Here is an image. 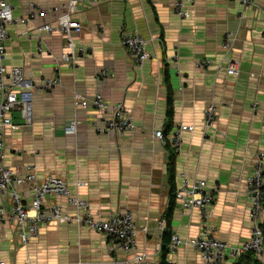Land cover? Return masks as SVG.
I'll return each mask as SVG.
<instances>
[{"label": "crops", "instance_id": "1", "mask_svg": "<svg viewBox=\"0 0 264 264\" xmlns=\"http://www.w3.org/2000/svg\"><path fill=\"white\" fill-rule=\"evenodd\" d=\"M34 1L49 10L69 0ZM8 2L14 19L29 14V0ZM173 2L86 0L73 17L83 26L76 40L92 52L79 58L76 68L61 58L70 50L59 31L44 33L40 48L36 39L37 28L56 24L65 8L10 25L7 64L31 71L36 83L57 77L61 84L52 91L34 92L31 126L24 125L19 112L13 114L21 128L6 133V165L21 173L34 165L39 181L50 174L62 177L74 194L90 202L96 218L130 211L140 232L135 249L126 254L114 249L112 240L76 224L42 225L39 237L27 246L15 226L0 224V264H134L137 254L158 264H203L190 245L168 251L173 234L189 239L202 231L200 212L184 211L176 199L170 216L173 186H181L182 175L190 183L205 180L215 193L212 224L219 240L231 246L250 240L248 178L257 155L264 153V0L248 7L241 0H188L192 15L184 19L174 13ZM134 30L150 41L153 55L141 66L129 59L121 44L123 32ZM227 33L234 35L230 51L223 47ZM176 53L178 67L173 65ZM203 60L210 67H198ZM229 60L240 63L237 76L219 69ZM102 69L109 73L106 79L99 76ZM76 93L89 99L102 93L110 102L123 103L138 130L98 134L93 112L77 107ZM212 103L218 118L215 127L206 130L205 111ZM75 118L77 134H67L66 126ZM181 125L195 129L182 135L173 184L170 151L152 132L169 136ZM78 182L84 185L77 187ZM20 192L30 205L31 188L24 185ZM3 204L11 208L9 198ZM57 204L77 214L66 200L48 197L46 206ZM161 220L166 221L164 233L158 229ZM168 220L170 237L165 236ZM234 262L229 258L226 264Z\"/></svg>", "mask_w": 264, "mask_h": 264}, {"label": "built area", "instance_id": "2", "mask_svg": "<svg viewBox=\"0 0 264 264\" xmlns=\"http://www.w3.org/2000/svg\"><path fill=\"white\" fill-rule=\"evenodd\" d=\"M188 0H174L173 11L180 18H190L191 10L187 7ZM198 1V0H195ZM86 0H69L66 6L55 7L49 10L42 9L34 0H29L30 12L27 16L14 19L12 8L8 0H0V224L13 225L17 228L21 243L29 245L31 241L40 235L41 226L48 224L68 225L76 224L80 227L97 232L112 240L114 249L126 254L135 249L137 236L140 232L136 218L130 211L122 214H113L107 218H96L92 212L89 201L78 194H74L71 184L55 174L47 175L41 181L34 165L28 167L26 172L12 170L5 163L6 143L5 137L8 131L21 128L13 121V114L19 112L25 126L34 123V115L31 107L32 96L36 91L48 92L61 84L60 78H50L36 83L31 71L27 72L23 66H9L7 64V42L10 39L9 27L13 23L26 24L34 21L39 16H47L53 12H59L62 8L66 13L61 15L56 24H46L37 28L36 39L39 48L43 43V34L59 31L65 38L66 46L70 53H64L61 58L72 67H77L79 58L87 57L92 48L76 40V35L82 32L83 26L74 20ZM244 7L254 5V0H241ZM103 28V24L99 25ZM150 41L145 39L137 30L124 31L121 44L126 48L129 59L141 66L153 55L148 50ZM234 35L227 33L223 42L225 50L233 47ZM179 54H175L173 65L179 66ZM208 60L198 63L200 68L210 67ZM230 75L237 76L240 73V63L228 61L226 68L219 67ZM102 79H106L109 73L102 69L99 73ZM77 107L93 112V125L98 134L124 135L138 130L132 116L123 103H113L106 99L102 93L89 99L79 93L74 95ZM257 106V103L256 105ZM217 121V106L212 103L205 111L204 127L206 130L214 128ZM78 120L72 119L66 126V133L77 134ZM194 126H179L175 131L165 136L164 131H153L152 137L160 141L164 146L170 144L179 151L182 145L184 132H192ZM28 185L31 188L33 199L30 205H26L20 188ZM83 183H76L77 187ZM248 190L250 195V218L253 223L252 235L249 241L239 246H231L219 240L215 236V227L212 224V205L215 202V193L208 189L205 180H196L190 183L185 175H182V184L175 192V199L184 211L198 210L201 216L202 231L196 238L182 239L173 234L168 246V251L174 253L180 247L190 245L201 257L203 264H226L229 258L238 259L247 252H254L264 264V153L256 157L252 174L248 178ZM54 196L66 200L70 207L77 210V214L70 215L65 212L62 205L46 206L48 197ZM9 198L11 208L3 204V199ZM158 229L164 233L166 221L159 222ZM144 232H149L147 227ZM30 264V263H26ZM134 264H158L153 262L146 254H137Z\"/></svg>", "mask_w": 264, "mask_h": 264}, {"label": "trees", "instance_id": "3", "mask_svg": "<svg viewBox=\"0 0 264 264\" xmlns=\"http://www.w3.org/2000/svg\"><path fill=\"white\" fill-rule=\"evenodd\" d=\"M170 109H169V112H170V116L172 115L173 113V107H171V103H172V93L170 94ZM165 133V132H164ZM165 136H167L165 134ZM168 148V150L170 151V161H171V168H170V172H171V178H172V183L174 184V166H175V161H176V158H177V153L178 151L175 150L170 144H167L166 146ZM175 187L173 186V193H172V196H173V202H172V210L170 211V216L172 215L173 213V206H174V199H175ZM169 222V226H168V230L166 233V237L171 235V231H170V220H168ZM263 228H264V224H263ZM234 264H262V262L258 259V257L256 256V254L254 252H247L245 254H243L242 256H240L238 259L235 260Z\"/></svg>", "mask_w": 264, "mask_h": 264}, {"label": "rangeland", "instance_id": "4", "mask_svg": "<svg viewBox=\"0 0 264 264\" xmlns=\"http://www.w3.org/2000/svg\"><path fill=\"white\" fill-rule=\"evenodd\" d=\"M217 118H218V112H217Z\"/></svg>", "mask_w": 264, "mask_h": 264}]
</instances>
